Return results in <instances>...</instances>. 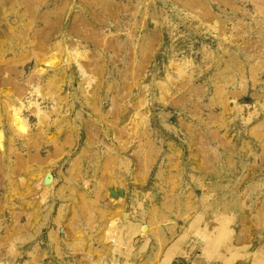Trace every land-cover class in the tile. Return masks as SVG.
Returning a JSON list of instances; mask_svg holds the SVG:
<instances>
[{"label":"rangeland","instance_id":"1","mask_svg":"<svg viewBox=\"0 0 264 264\" xmlns=\"http://www.w3.org/2000/svg\"><path fill=\"white\" fill-rule=\"evenodd\" d=\"M0 264H264V0H0Z\"/></svg>","mask_w":264,"mask_h":264}]
</instances>
